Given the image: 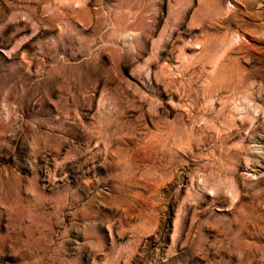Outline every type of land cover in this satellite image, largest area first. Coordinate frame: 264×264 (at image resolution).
<instances>
[{
	"label": "rangeland",
	"instance_id": "obj_1",
	"mask_svg": "<svg viewBox=\"0 0 264 264\" xmlns=\"http://www.w3.org/2000/svg\"><path fill=\"white\" fill-rule=\"evenodd\" d=\"M0 264H264V0H0Z\"/></svg>",
	"mask_w": 264,
	"mask_h": 264
}]
</instances>
